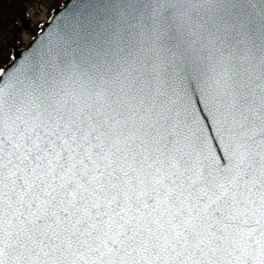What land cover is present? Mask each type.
<instances>
[{"label": "snow or ice", "instance_id": "obj_1", "mask_svg": "<svg viewBox=\"0 0 264 264\" xmlns=\"http://www.w3.org/2000/svg\"><path fill=\"white\" fill-rule=\"evenodd\" d=\"M53 19L2 56L0 264H264V0Z\"/></svg>", "mask_w": 264, "mask_h": 264}, {"label": "flooded vegetation", "instance_id": "obj_2", "mask_svg": "<svg viewBox=\"0 0 264 264\" xmlns=\"http://www.w3.org/2000/svg\"><path fill=\"white\" fill-rule=\"evenodd\" d=\"M8 11L9 14L7 13ZM24 11V7L17 0H8L6 2L5 0H0V31H4L7 34V45L5 46L3 53L0 54V66H3L6 62L2 56H7L9 58L12 56L11 44H16L18 49H21L30 37L38 31L36 28L35 32L32 33L30 30L32 27L31 22ZM21 17H24L27 20V29L20 25ZM14 26L20 27V32L17 33L20 37L19 40L12 39V33L10 30Z\"/></svg>", "mask_w": 264, "mask_h": 264}, {"label": "rangeland", "instance_id": "obj_3", "mask_svg": "<svg viewBox=\"0 0 264 264\" xmlns=\"http://www.w3.org/2000/svg\"><path fill=\"white\" fill-rule=\"evenodd\" d=\"M8 0H5V2ZM25 9L32 27L30 30L35 32L37 24L49 19L52 9L60 6L63 0H17ZM9 14V11L7 12ZM34 35V34H33Z\"/></svg>", "mask_w": 264, "mask_h": 264}, {"label": "water", "instance_id": "obj_4", "mask_svg": "<svg viewBox=\"0 0 264 264\" xmlns=\"http://www.w3.org/2000/svg\"><path fill=\"white\" fill-rule=\"evenodd\" d=\"M64 4H65V0L62 1L61 5L60 6H57V7H54L53 10H52V14H51V17L49 18V20L47 21H44L42 24H41V27L43 28V25L46 24V23H52L54 22V17L60 15V13L63 11L64 9ZM59 10V11H58ZM44 31H47L48 29L47 28H43ZM28 43V42H27ZM26 43V44H27ZM25 47V46H24ZM23 47V48H24ZM22 48V49H23ZM22 49H18V50H22Z\"/></svg>", "mask_w": 264, "mask_h": 264}]
</instances>
